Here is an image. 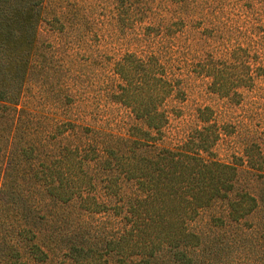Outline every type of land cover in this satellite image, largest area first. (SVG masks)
I'll use <instances>...</instances> for the list:
<instances>
[{
	"label": "rangeland",
	"instance_id": "rangeland-1",
	"mask_svg": "<svg viewBox=\"0 0 264 264\" xmlns=\"http://www.w3.org/2000/svg\"><path fill=\"white\" fill-rule=\"evenodd\" d=\"M14 1L4 4L14 11ZM148 36L163 69L184 80L186 99L172 105L184 117L204 105L217 112L227 130L219 157L234 160L238 156L229 150L242 144L264 153V0H43L17 104L0 107V156H18L32 144L35 156L57 157L72 147L66 156H82L85 145L91 148L101 136H125L132 116L122 77L133 74L126 67L131 54L142 72ZM170 126H177L175 120ZM136 152L133 157L142 156ZM255 174L251 168L239 174L237 188L256 198L241 220L216 219L225 205L219 201L192 221L202 234L198 264H264V193ZM100 180L82 188L97 197ZM22 189L27 202L35 201ZM131 190L130 184L122 188ZM96 201L97 208L111 210L116 198ZM56 207L44 233L58 227L59 245L44 262L28 258L26 264H74L65 253L69 237L95 243L96 259L80 264H115L103 246L114 234L111 215L85 214L76 200Z\"/></svg>",
	"mask_w": 264,
	"mask_h": 264
},
{
	"label": "trees",
	"instance_id": "trees-1",
	"mask_svg": "<svg viewBox=\"0 0 264 264\" xmlns=\"http://www.w3.org/2000/svg\"><path fill=\"white\" fill-rule=\"evenodd\" d=\"M14 2L12 11L13 6L0 0V107L8 108L17 104L43 0ZM144 43L142 72L131 54L126 67L134 68L133 74L122 77L132 116L125 136H101L91 148L85 145L82 156H66L76 150L73 147L57 157L35 156L33 144L19 149L18 156H0V168L5 158L0 170V264L48 259L61 239L58 227L44 233L54 219L50 211L57 213L58 204L72 200L85 214L107 213L116 220L113 236L103 242L114 253L115 264H198L195 254L202 234L192 221L219 201L225 203L219 220L238 222L255 207L256 198L237 185L240 172L251 168L264 193V153L242 144L229 150L238 156L234 160L220 158L218 147L227 130L217 112L204 105L184 117V111L172 105L186 99L182 76L163 69L149 36ZM173 120L175 127L170 126ZM135 150L142 156L133 157ZM101 177L105 180L97 197V192L82 188L101 182ZM125 184L132 186L131 192H122ZM23 187L35 201L27 202ZM99 198L116 201L105 210L97 208ZM67 241L71 243L65 253L74 264L96 257L95 243L74 237Z\"/></svg>",
	"mask_w": 264,
	"mask_h": 264
}]
</instances>
